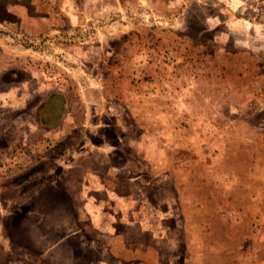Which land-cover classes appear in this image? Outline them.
<instances>
[{"label": "rangeland", "instance_id": "obj_1", "mask_svg": "<svg viewBox=\"0 0 264 264\" xmlns=\"http://www.w3.org/2000/svg\"><path fill=\"white\" fill-rule=\"evenodd\" d=\"M0 264H264V0H0Z\"/></svg>", "mask_w": 264, "mask_h": 264}]
</instances>
